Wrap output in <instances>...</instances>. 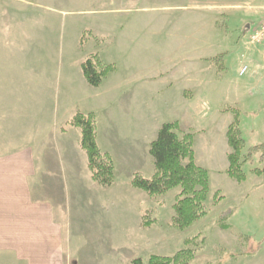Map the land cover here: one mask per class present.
<instances>
[{"label": "rangeland", "instance_id": "obj_1", "mask_svg": "<svg viewBox=\"0 0 264 264\" xmlns=\"http://www.w3.org/2000/svg\"><path fill=\"white\" fill-rule=\"evenodd\" d=\"M94 53L114 68L99 88L81 69ZM57 63L53 71L46 65ZM67 74L75 89L85 87L65 103ZM0 81V102L13 96L21 119L34 114L37 127L52 111L60 119L65 106L67 121L94 113L98 145L115 163L114 184L102 188L81 149L84 166L62 182L59 203L42 198L64 228L59 264H148L197 236L192 264H264V172L253 170L259 156L244 182L227 174V130L236 116L246 147L264 144V0H0ZM175 121L181 137L194 135L196 162L210 176L208 213L185 231L172 227L178 188L151 196L132 184L136 173L153 176L145 148ZM228 210L231 228L221 230Z\"/></svg>", "mask_w": 264, "mask_h": 264}, {"label": "crops", "instance_id": "obj_2", "mask_svg": "<svg viewBox=\"0 0 264 264\" xmlns=\"http://www.w3.org/2000/svg\"><path fill=\"white\" fill-rule=\"evenodd\" d=\"M46 65L53 71L58 63ZM64 79L68 95L62 101L66 103L72 100L75 90L85 85L81 82L80 88L75 89L78 82L70 74ZM3 95L4 102H0V264H59L56 258L64 244V228L55 219L52 203L42 198L56 197L58 201L66 190L62 182L68 178L74 180L78 165L84 166L82 135L73 140L72 131L78 128L65 125L70 114L66 106L60 119L56 120L52 111V118L45 119V123L39 121L37 127L34 114L33 120L30 114L21 119L20 111L15 110V98ZM51 121L55 128L48 127ZM149 147L148 144L145 153ZM131 153L128 150V155ZM43 182L52 185L42 189Z\"/></svg>", "mask_w": 264, "mask_h": 264}, {"label": "trees", "instance_id": "obj_3", "mask_svg": "<svg viewBox=\"0 0 264 264\" xmlns=\"http://www.w3.org/2000/svg\"><path fill=\"white\" fill-rule=\"evenodd\" d=\"M224 56L218 58L222 59ZM83 75L91 87L99 88L110 73L113 66L103 63L98 54H92L81 64ZM69 126L81 130V146L88 156V167L93 181L102 188H110L115 182V163L108 152L100 149L97 142V125L94 113L84 114L78 112L67 123ZM179 122H167L160 128L156 139L150 144L149 153L154 160L155 171L151 178H145L136 173L133 178V186L151 196L163 195L167 192L179 189L174 204L175 215L172 218V227L185 231L192 227L208 213L207 200L210 193L209 172L200 167L196 162L194 150V135H179ZM227 141L232 153L228 155L229 168L227 174L237 182L247 179L245 167L254 164L256 154L259 156L261 168H253L254 173L260 176L264 172V144L246 147L242 137L241 123L236 116L234 122L228 127ZM216 196V194H215ZM231 210L221 213L218 219V227L221 230H229ZM152 224L151 217H144L143 226L149 228ZM243 242L244 238H241ZM200 245L198 236L185 240V247L173 256L151 255L148 264H192L196 253L200 248L190 246ZM225 252L224 254H228ZM242 254H247L243 252ZM241 254V255H242ZM254 255V254H251ZM250 255V256H251ZM231 257L234 258V256ZM133 264H141L139 259ZM216 264H222L220 261Z\"/></svg>", "mask_w": 264, "mask_h": 264}, {"label": "built area", "instance_id": "obj_4", "mask_svg": "<svg viewBox=\"0 0 264 264\" xmlns=\"http://www.w3.org/2000/svg\"><path fill=\"white\" fill-rule=\"evenodd\" d=\"M248 68L247 67H244L241 72H240V75H244L246 72H247Z\"/></svg>", "mask_w": 264, "mask_h": 264}]
</instances>
